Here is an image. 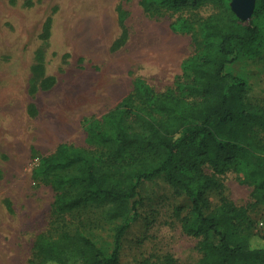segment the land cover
Segmentation results:
<instances>
[{
  "label": "rangeland",
  "instance_id": "1",
  "mask_svg": "<svg viewBox=\"0 0 264 264\" xmlns=\"http://www.w3.org/2000/svg\"><path fill=\"white\" fill-rule=\"evenodd\" d=\"M211 12L208 6L150 16L139 0H0V264H30L42 236L75 229L112 249L120 219L89 205L54 215V192L32 169L61 142L84 146V117L112 109L137 78L158 93L176 85L194 50L190 33L175 30L176 20L188 17L198 31ZM37 62L54 79L48 89L38 87ZM225 70L245 78L247 99L264 106V61L242 54ZM220 177L222 189L207 193L210 208L220 195L238 206L255 202L252 186L235 172ZM129 205L121 264H201L200 239L182 228L189 198L159 176L142 180ZM248 213L259 233L264 195Z\"/></svg>",
  "mask_w": 264,
  "mask_h": 264
},
{
  "label": "trees",
  "instance_id": "2",
  "mask_svg": "<svg viewBox=\"0 0 264 264\" xmlns=\"http://www.w3.org/2000/svg\"><path fill=\"white\" fill-rule=\"evenodd\" d=\"M230 1L139 0L150 16L208 6L212 12L198 31L188 17L176 20L175 30L190 33L194 44L176 85L158 93L137 78L112 109L84 117V146L61 142L32 169V177L54 192V215L89 205L105 206L109 218H119L112 249L75 229L42 236L30 264H121V237L132 221L129 200L142 180L159 176L190 200L182 228L200 239L201 264H264V234L253 232L248 213L264 195V106L247 99L245 78L225 70L242 54L264 61V0H255L246 22ZM32 72L40 89L54 83L43 76L41 62ZM230 171L252 186L255 202L238 206L220 195L210 208L207 193L220 191V176Z\"/></svg>",
  "mask_w": 264,
  "mask_h": 264
},
{
  "label": "water",
  "instance_id": "3",
  "mask_svg": "<svg viewBox=\"0 0 264 264\" xmlns=\"http://www.w3.org/2000/svg\"><path fill=\"white\" fill-rule=\"evenodd\" d=\"M255 0H231V10L243 21H248L251 17Z\"/></svg>",
  "mask_w": 264,
  "mask_h": 264
},
{
  "label": "built area",
  "instance_id": "4",
  "mask_svg": "<svg viewBox=\"0 0 264 264\" xmlns=\"http://www.w3.org/2000/svg\"><path fill=\"white\" fill-rule=\"evenodd\" d=\"M256 227H257L259 233L264 234V218L260 219L257 222Z\"/></svg>",
  "mask_w": 264,
  "mask_h": 264
}]
</instances>
